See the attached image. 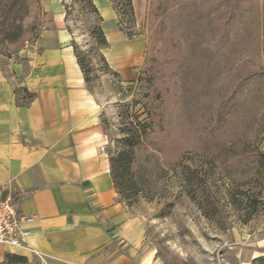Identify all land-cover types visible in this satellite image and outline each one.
<instances>
[{
	"label": "rangeland",
	"instance_id": "1",
	"mask_svg": "<svg viewBox=\"0 0 264 264\" xmlns=\"http://www.w3.org/2000/svg\"><path fill=\"white\" fill-rule=\"evenodd\" d=\"M71 7L62 20L83 59L110 165L119 166L130 138L150 128L148 114L160 102L157 132L133 166L141 177L135 182L148 186L134 191L125 182L116 190L142 226L143 255L159 264H264L257 260L264 257V0H185L167 9L151 0L146 26L145 16L139 22L135 15L123 16L122 26L118 16L103 22L97 5L108 42L101 49L92 19L77 1ZM45 14L40 0H30L22 36L10 43L0 33V58L33 43ZM147 41L155 76L147 70ZM122 42L144 47L115 64L109 55ZM15 98L30 100L24 93Z\"/></svg>",
	"mask_w": 264,
	"mask_h": 264
},
{
	"label": "crops",
	"instance_id": "2",
	"mask_svg": "<svg viewBox=\"0 0 264 264\" xmlns=\"http://www.w3.org/2000/svg\"><path fill=\"white\" fill-rule=\"evenodd\" d=\"M93 2L103 8V22L117 17L110 0ZM147 2L132 0L139 22ZM40 3L47 16L42 33L16 56L0 58V199L11 192L18 214L34 216L28 247L0 246V262L9 252L40 264H159L143 255L142 226L113 185L97 104L62 2ZM143 47L122 42L109 57L123 65L121 55L136 57ZM18 93L32 98L17 103Z\"/></svg>",
	"mask_w": 264,
	"mask_h": 264
},
{
	"label": "trees",
	"instance_id": "3",
	"mask_svg": "<svg viewBox=\"0 0 264 264\" xmlns=\"http://www.w3.org/2000/svg\"><path fill=\"white\" fill-rule=\"evenodd\" d=\"M29 1L30 0H0V33L3 34V38L10 43L16 42L22 36V20L29 12ZM76 1L80 4L81 10L84 12L89 19H92L91 25V34L95 38L96 44L99 46V49L107 47V39L104 34V31L101 26L102 17L95 6L93 0H71V4H69L68 0H61L62 5L65 10V18L69 15L71 6L76 3ZM113 8L116 11V14L119 18V25L122 26L123 16L128 17V21H134V9L132 5V0H110ZM121 2V7H119L118 2ZM160 1V0H158ZM163 9H167L168 5L172 3V7L176 4L179 5L181 2H185V0H161ZM150 3L151 0H148L147 7H146V15H145V22L144 26L148 25L150 20V15L153 14V11H150ZM155 19V16H152ZM119 26V28H120ZM130 27V26H129ZM122 29V28H121ZM67 30L68 27H67ZM135 33L127 32V37L133 36ZM168 40V39H167ZM169 41L172 42L170 45L173 48H176V42L170 39ZM164 44H167L166 38L163 40ZM71 45L73 46V51L75 57L77 59V63L83 73L84 80L86 81V74L83 65V59L80 56V52L77 49V46L72 40ZM166 47V46H164ZM152 50V49H151ZM150 48L148 45V41L145 47V60L147 61V70L151 73L152 76L156 75L157 66L155 63V59L153 56L150 55ZM30 99L32 95H29ZM160 102H158L157 106L154 108L152 113L148 114V118L150 120V128L145 126L141 133L136 135L135 137L132 136L129 140L128 149L127 151H123L119 153V166L115 167L113 162H111V178L114 187L116 190L123 186L125 182L132 183V185H127V187H131L134 185V191H142L145 186H148V182L136 183L135 179H139L140 176L134 173L133 166L136 162V152L140 149L141 146L145 143V141H149L152 135H155L157 132L158 123L157 117L160 118V114L157 113V108L159 107ZM118 159V160H119ZM125 160V161H123ZM130 162V165L129 163ZM128 172L129 178H127L126 173ZM119 181V183L117 182ZM138 186H136V185ZM123 190V188H121ZM27 258L25 256L15 254V253H5L4 254V261L9 262H18V261H26ZM257 260L263 262L264 257H258Z\"/></svg>",
	"mask_w": 264,
	"mask_h": 264
},
{
	"label": "built area",
	"instance_id": "4",
	"mask_svg": "<svg viewBox=\"0 0 264 264\" xmlns=\"http://www.w3.org/2000/svg\"><path fill=\"white\" fill-rule=\"evenodd\" d=\"M34 216L19 215L11 192L0 199V246L11 249L28 247L31 229L27 226Z\"/></svg>",
	"mask_w": 264,
	"mask_h": 264
}]
</instances>
